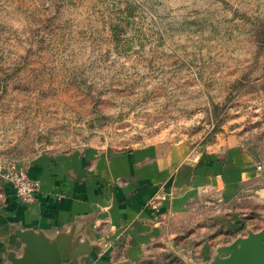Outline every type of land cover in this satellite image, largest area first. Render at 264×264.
<instances>
[{"label":"rangeland","instance_id":"rangeland-1","mask_svg":"<svg viewBox=\"0 0 264 264\" xmlns=\"http://www.w3.org/2000/svg\"><path fill=\"white\" fill-rule=\"evenodd\" d=\"M248 17L264 20V0H0V167L162 144L238 150L264 172V90L228 102L258 49ZM259 180L231 200L202 192L140 251L123 237L108 264H211L264 230Z\"/></svg>","mask_w":264,"mask_h":264},{"label":"crops","instance_id":"crops-1","mask_svg":"<svg viewBox=\"0 0 264 264\" xmlns=\"http://www.w3.org/2000/svg\"><path fill=\"white\" fill-rule=\"evenodd\" d=\"M184 146L155 145L123 152L44 154L25 168L41 187L23 203L0 167V264L23 256L17 233L30 230L49 241L63 236L68 250L86 251L79 264H108L125 237L131 251L165 234L163 220L188 210L204 191L224 199L259 184V172L238 150L225 160L195 155ZM256 187V198L264 193ZM245 189V190H243ZM158 207L154 209L152 202Z\"/></svg>","mask_w":264,"mask_h":264},{"label":"water","instance_id":"water-1","mask_svg":"<svg viewBox=\"0 0 264 264\" xmlns=\"http://www.w3.org/2000/svg\"><path fill=\"white\" fill-rule=\"evenodd\" d=\"M17 235L23 245V256L11 260L12 264H79L88 253L68 250L63 236L49 241L42 234L30 230L20 231ZM222 255L225 257L222 258ZM211 264H264V230L219 250Z\"/></svg>","mask_w":264,"mask_h":264},{"label":"trees","instance_id":"trees-1","mask_svg":"<svg viewBox=\"0 0 264 264\" xmlns=\"http://www.w3.org/2000/svg\"><path fill=\"white\" fill-rule=\"evenodd\" d=\"M236 15H238L236 13ZM246 22L251 24V29L255 37V42L258 44V49L255 55L253 64L249 67V71L243 75L241 79L236 80L230 89V96L228 102L232 101L239 95H249L264 90V82L261 84L251 83V77L256 71L259 63V58L264 52V20L260 17L246 18ZM223 111L221 108H215L214 115L219 116V113Z\"/></svg>","mask_w":264,"mask_h":264},{"label":"built area","instance_id":"built-area-1","mask_svg":"<svg viewBox=\"0 0 264 264\" xmlns=\"http://www.w3.org/2000/svg\"><path fill=\"white\" fill-rule=\"evenodd\" d=\"M6 178L13 183L17 198L23 203L32 202L35 194L39 192L41 187L38 181L30 178L27 170L24 168L12 167L7 170ZM151 205L154 209L158 207L156 201H153Z\"/></svg>","mask_w":264,"mask_h":264}]
</instances>
